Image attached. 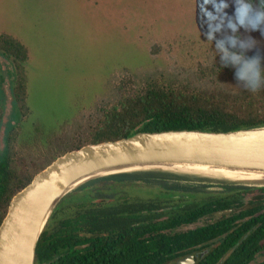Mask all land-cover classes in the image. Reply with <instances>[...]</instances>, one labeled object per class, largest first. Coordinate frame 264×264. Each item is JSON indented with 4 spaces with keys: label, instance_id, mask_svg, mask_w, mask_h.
Masks as SVG:
<instances>
[{
    "label": "trees",
    "instance_id": "trees-1",
    "mask_svg": "<svg viewBox=\"0 0 264 264\" xmlns=\"http://www.w3.org/2000/svg\"><path fill=\"white\" fill-rule=\"evenodd\" d=\"M150 53L153 55L156 50ZM0 54L10 59L13 67L11 92L19 115V121L6 131L0 162V223L12 196L36 173L57 156L83 145L117 140L137 132L229 131L264 126V87L249 92L234 80L232 69L219 67L212 52L210 63L198 67L205 68L198 79L165 69L113 70L106 84L109 95L94 104L87 115V129L73 134L79 126L78 117L75 118L76 124L66 135L63 148L41 160L21 153L17 143L20 122L29 115L27 49L15 37L1 33ZM2 115L0 103V124ZM134 178L137 177L126 175L95 179L62 198L40 235L35 260L42 253L49 264H174L185 252L199 247L208 251L195 264H249L254 254L264 249V187L196 193L184 209H171V215L160 219V209L184 203L183 199L169 195L174 191L166 186L162 189L168 193L165 196L146 197L130 192L128 187ZM251 192H262V213L243 225L236 239L228 232V220L173 232L177 227L192 224L199 216L229 206L232 198ZM76 195L79 197L72 198ZM110 230L112 237L106 240L105 232ZM87 241L90 246L83 251ZM232 247L233 251L223 258Z\"/></svg>",
    "mask_w": 264,
    "mask_h": 264
},
{
    "label": "rangeland",
    "instance_id": "rangeland-1",
    "mask_svg": "<svg viewBox=\"0 0 264 264\" xmlns=\"http://www.w3.org/2000/svg\"><path fill=\"white\" fill-rule=\"evenodd\" d=\"M212 9V0L206 4L205 0H0V34L15 37L28 52L29 115L20 122L21 153L41 160L56 155L77 117L79 126L73 134L85 131L94 104L109 95L106 84L113 70L165 69L198 79L205 71L198 67L210 63L216 47L205 34L207 21L202 15ZM239 38L254 41L248 55L264 56V31L241 29ZM13 77L10 59L0 54V162L6 131L19 121L11 92ZM173 178L137 177L128 190L146 197L165 196L166 186L189 193L183 194L184 202L193 201L196 193L236 190L215 182L204 185L205 191H193L189 180ZM261 260L264 251L252 263Z\"/></svg>",
    "mask_w": 264,
    "mask_h": 264
},
{
    "label": "water",
    "instance_id": "water-1",
    "mask_svg": "<svg viewBox=\"0 0 264 264\" xmlns=\"http://www.w3.org/2000/svg\"><path fill=\"white\" fill-rule=\"evenodd\" d=\"M199 174L255 176L252 187ZM171 176L227 189L264 187V126L229 131L137 132L90 143L57 156L14 194L0 223V264H35L40 235L62 198L81 185L114 176ZM232 187V188H231ZM216 191L222 188L215 189ZM201 253L177 261L194 264Z\"/></svg>",
    "mask_w": 264,
    "mask_h": 264
},
{
    "label": "clouds",
    "instance_id": "clouds-1",
    "mask_svg": "<svg viewBox=\"0 0 264 264\" xmlns=\"http://www.w3.org/2000/svg\"><path fill=\"white\" fill-rule=\"evenodd\" d=\"M212 4V11L202 15L207 21L205 34L216 45L214 58L220 68L232 69L234 80L249 92L259 91L264 87V56L248 55L254 41L241 40L239 34L241 29L264 31V0H212Z\"/></svg>",
    "mask_w": 264,
    "mask_h": 264
},
{
    "label": "flooded vegetation",
    "instance_id": "flooded-vegetation-1",
    "mask_svg": "<svg viewBox=\"0 0 264 264\" xmlns=\"http://www.w3.org/2000/svg\"><path fill=\"white\" fill-rule=\"evenodd\" d=\"M197 190L198 189H196L195 191H197ZM243 190H247V189H243ZM175 191H177V190H174V192L169 194V195L175 197L176 199H183L182 197H183L184 193H185V195H189V193H187L185 191L181 192V193H178ZM196 201L199 202L200 199L199 200L197 199ZM250 201H255L256 203L250 204ZM183 202H184V200H183ZM186 202L178 203L177 205L173 206L172 208L165 207V208L160 209V211L163 213L160 216V219L166 218L169 215H171L172 214L171 209H173V210L184 209V207H186L185 205H187V204H185ZM240 202H242V203H240ZM260 213H262V192H251V193H247L245 196H242V197L232 198L229 206L224 207V208H218V209H215L214 211H212L211 213H206L202 216H199L197 218V220L195 222H193L192 224L182 225L180 227H177L176 229L173 230V232H177L180 230L185 231L187 229L196 228V227L204 226V225H209V224L214 223L215 221L228 220V223H229L228 232L232 233V235H233L232 239L233 238L236 239V237L238 235V231L241 230L243 225H247L249 222L255 221V219L260 216ZM197 222H200V224H196ZM250 231H251V229L247 230L246 233L248 234V233H250ZM105 233L107 234V236H105L104 238L106 240L111 239L113 231L110 230V231H106ZM247 234H245V236ZM242 239H244V236L242 237ZM242 239L241 240L239 239V241L241 242ZM260 244L262 245V239L260 240ZM89 246H90L89 241H87L85 243V245L83 246V251H87ZM234 247L230 248L229 252H227L223 258H225L228 254H230L233 251ZM207 251H208V248H199L198 247L196 250H193L190 252H185L183 254V256H181L175 260L174 264H177V261L180 259H184L188 256H195L199 253L202 254L200 257V259H201L207 253ZM263 251H264V249L263 250L261 249L258 252H256L253 256L252 262H254L255 259L257 258V256L262 254ZM58 256H59V254L57 256H55V259ZM199 260H197V261H199ZM252 262H250L249 264H262L264 262V260L263 261L261 260V261L256 262V263H252ZM49 263L50 262L47 260L46 257H44L42 255V253L35 260V264H49Z\"/></svg>",
    "mask_w": 264,
    "mask_h": 264
},
{
    "label": "bare ground",
    "instance_id": "bare-ground-1",
    "mask_svg": "<svg viewBox=\"0 0 264 264\" xmlns=\"http://www.w3.org/2000/svg\"><path fill=\"white\" fill-rule=\"evenodd\" d=\"M199 175L200 176H195V177H198L200 179H209V180L214 179V180H221V181H228V182H232V183H237L238 187L255 186V185L251 184L250 182L257 183L256 181L258 178L255 176H236V175H216V174H199ZM146 179H148V178H146ZM141 181H143V180H141ZM188 184H192L195 189H201V187H202V185L197 183V182H193V183L191 182Z\"/></svg>",
    "mask_w": 264,
    "mask_h": 264
}]
</instances>
